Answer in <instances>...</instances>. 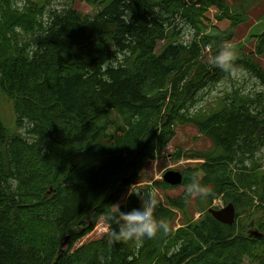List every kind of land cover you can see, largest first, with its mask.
Returning a JSON list of instances; mask_svg holds the SVG:
<instances>
[{"label":"trees","instance_id":"16d2710c","mask_svg":"<svg viewBox=\"0 0 264 264\" xmlns=\"http://www.w3.org/2000/svg\"><path fill=\"white\" fill-rule=\"evenodd\" d=\"M23 1L0 0V91L15 114L13 131L0 120V264H264V31L252 51L234 48L248 16L227 0H112L93 15L73 8L83 0L59 9ZM211 10L228 26L207 34ZM225 49L233 58L217 63ZM234 73L263 89L233 87L208 101ZM188 126L211 146L172 155L200 162L181 171L182 194L161 199L156 189L175 188L159 181L119 206L154 197L169 231L137 245L113 242L108 227L76 247ZM215 199L234 206L231 226L209 214ZM193 200L204 213L197 221Z\"/></svg>","mask_w":264,"mask_h":264},{"label":"rangeland","instance_id":"374dc122","mask_svg":"<svg viewBox=\"0 0 264 264\" xmlns=\"http://www.w3.org/2000/svg\"><path fill=\"white\" fill-rule=\"evenodd\" d=\"M38 1V0H33ZM101 4L95 6H91L86 0L82 2H75L74 9L84 13L93 15L99 8L106 6L112 0H100ZM23 0H16L17 6H21L23 4ZM39 4H42V1H38ZM227 3L230 6V10L238 11V12H246L248 16V21L243 25L238 26L236 30V35L233 40L235 44L233 45L234 48L238 49L242 46L245 47L246 51H252L254 48V40L255 37L260 35L264 31V0H227ZM67 4V0H53V3L50 8L59 9ZM101 6V7H100ZM216 11L211 10L207 16L210 18L212 22V26L207 30V34L216 33L215 26L220 30H223L225 27L228 26V22H216L214 20V14ZM189 37V36H188ZM182 41V39H181ZM165 43H159L156 49V53L159 54L161 50L164 48ZM260 64L264 69V60H260ZM234 81H222L212 89H208L205 94V97L208 101L216 98V96H220L222 93L230 92L233 87H241L244 85L243 90L244 93H254L259 90H262V86L255 81L254 79H250L247 75L242 73H234L232 75ZM208 94V95H207ZM204 104L201 102L200 105ZM0 120L4 124V126L13 131L14 123H15V114L13 111V103L9 101L4 94L0 91ZM116 128L111 127V132ZM210 142L203 138L195 128L193 127H177L175 129V135L173 139L169 142L167 147L164 149L163 157L159 158L158 160L150 161L143 173L139 176L138 181L135 183L134 190L140 189L141 187L151 186L152 184L162 181V176L165 171H183L188 166H194L200 162L197 161H190L181 159L180 161H174L172 155L177 153L178 151H182L183 153L188 152L189 150H196V151H203L210 148ZM256 158L261 160L264 165V149L261 150L256 154ZM264 169V168H263ZM134 186V185H133ZM175 189L172 190H165L161 191L160 189H156V194L161 198L164 197H175L182 194L184 189L182 187H174ZM130 189V188H129ZM129 189L125 191L121 200L118 203V206H121L126 198L129 195ZM196 198V196H194ZM208 206V204H207ZM206 206V207H207ZM197 202L193 200L190 203L188 208V217H192L194 221L200 220L204 213H199L197 210ZM225 207V204L222 200L215 199L212 203L208 206V209H221ZM236 218V217H235ZM182 218L176 223L175 227H179L181 224ZM243 225L249 223V220H246L243 216L239 220ZM108 230V226L104 220H100L99 223L96 225V228L88 234V236L84 237L82 240L76 243V247L80 244L87 243L90 241L98 240L102 238ZM254 230V229H253ZM252 230V231H253ZM243 264H252L247 259H245Z\"/></svg>","mask_w":264,"mask_h":264},{"label":"clouds","instance_id":"9594fccd","mask_svg":"<svg viewBox=\"0 0 264 264\" xmlns=\"http://www.w3.org/2000/svg\"><path fill=\"white\" fill-rule=\"evenodd\" d=\"M233 58V52L225 49L216 57L217 63H224ZM135 185L129 189V195L137 192L134 191ZM195 190L197 193L202 190L196 185H190L188 191L191 193ZM116 215H109L107 224L110 228V235L113 242L133 241L137 245L141 244L145 238H153L159 232L167 233L169 231V224L163 219H157L155 215L158 202L154 197H149L145 205L135 208L128 212H120L118 205H113ZM115 223L116 227L111 225Z\"/></svg>","mask_w":264,"mask_h":264},{"label":"water","instance_id":"95a60500","mask_svg":"<svg viewBox=\"0 0 264 264\" xmlns=\"http://www.w3.org/2000/svg\"><path fill=\"white\" fill-rule=\"evenodd\" d=\"M162 181L171 187L180 186L183 182L182 173L173 170L166 171L162 176ZM209 214L213 217L214 220L227 226H231L235 220V208L232 204H229L218 210H209ZM254 235L256 236L259 234L257 232H254ZM69 242L70 237H64L60 245L61 250L66 248L69 245Z\"/></svg>","mask_w":264,"mask_h":264},{"label":"built area","instance_id":"2783aa9c","mask_svg":"<svg viewBox=\"0 0 264 264\" xmlns=\"http://www.w3.org/2000/svg\"><path fill=\"white\" fill-rule=\"evenodd\" d=\"M208 50H209V48H206V49H205V51H208Z\"/></svg>","mask_w":264,"mask_h":264},{"label":"bare ground","instance_id":"6f19581e","mask_svg":"<svg viewBox=\"0 0 264 264\" xmlns=\"http://www.w3.org/2000/svg\"><path fill=\"white\" fill-rule=\"evenodd\" d=\"M227 205H229V204H227ZM227 205H226V206H227ZM211 210H214V209H211ZM235 217H236V216H235ZM234 221H235V220H234ZM62 240H63V239H62Z\"/></svg>","mask_w":264,"mask_h":264}]
</instances>
